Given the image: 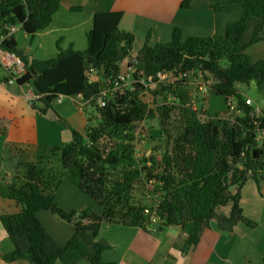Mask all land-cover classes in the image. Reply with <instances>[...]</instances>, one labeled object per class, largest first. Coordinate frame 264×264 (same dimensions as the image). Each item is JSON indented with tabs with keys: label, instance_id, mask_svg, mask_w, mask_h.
Segmentation results:
<instances>
[{
	"label": "trees",
	"instance_id": "1",
	"mask_svg": "<svg viewBox=\"0 0 264 264\" xmlns=\"http://www.w3.org/2000/svg\"><path fill=\"white\" fill-rule=\"evenodd\" d=\"M60 1L0 0V48L22 60L23 72L14 75V82L30 85L35 97L28 103L38 113L53 108L59 97H87L96 92L98 86L91 82L89 66L97 69L103 80H112L131 55L136 62L128 64L144 77L162 70L174 75L208 73L214 81L206 86L207 91L221 96L228 106L233 98L241 114L211 117L181 102L177 93L186 77L147 88L134 83L133 89L117 90L104 106L92 105L95 110L86 117L83 132L68 126L69 141L38 144L35 150H28L21 179L13 175L0 182V195L21 205L17 212L0 214L8 241L0 259L6 264L22 260L27 264H75L85 258L91 264H104L101 253L107 246L95 240L102 223L144 228L151 223L149 210L159 220L158 229L190 223L183 252L196 245L211 220H216L221 231H232L238 223L254 227L256 223L243 214L240 191L249 178L257 183L264 178V109L257 114L235 85L254 81L256 88L264 91V59L251 61L240 46L252 18H258L259 23L251 43L264 40V0H206L214 13L225 12L232 3L242 4L241 16L226 25L224 35L183 37L180 27H174L169 41L151 44L148 31L134 56V34L119 27L122 11L95 12L86 32V48L79 50L70 44L62 49L57 43L54 57L30 58L17 48L10 29L18 27L33 39L50 25ZM191 2L182 0L179 7L188 8ZM70 11H81V7L71 6ZM144 91L152 96L150 104L142 101ZM170 95L180 102L169 104ZM152 118H157L163 134V158L137 161L138 127L144 128L143 121ZM58 120L66 125L60 117ZM6 130V122L0 119V135ZM8 150L23 152L9 144ZM63 177L75 181L100 211L60 207L54 192ZM149 184L157 185L152 191L159 198L154 206L141 199L149 193ZM231 187H235L234 193H230ZM40 210L71 224L74 232L65 244H58L46 230L36 215Z\"/></svg>",
	"mask_w": 264,
	"mask_h": 264
},
{
	"label": "crops",
	"instance_id": "2",
	"mask_svg": "<svg viewBox=\"0 0 264 264\" xmlns=\"http://www.w3.org/2000/svg\"><path fill=\"white\" fill-rule=\"evenodd\" d=\"M87 1L61 0L60 7L65 4L70 11L71 6H80L82 11L86 9L89 12L91 18L95 12L122 11L119 27L134 34L133 44L139 38L145 39L148 31L151 44L169 41L174 27H180L183 37L224 35L230 19L224 20L225 16L221 15L234 9L229 5L225 12L214 13L206 0H192L190 6L185 9L179 7L182 0H92L86 8ZM238 7L235 8V15L239 12L240 17L242 4L238 3ZM252 19L254 23L251 27L254 30L259 19ZM16 29L15 27L14 31ZM240 46L244 51L246 50L241 44V39ZM133 48L131 54L134 56L139 48ZM8 75L0 74V119L7 125L6 133L0 135V182H7L15 173H20L21 168L24 170V165L29 160L28 150H35L38 144L59 145L69 141L71 132L68 126L83 132L87 123L84 111L77 104V98H59L54 101L53 108L48 109L44 114L38 113L28 103V99L33 97L30 85L10 82L11 78ZM6 76L8 78L4 80ZM95 79L97 76L92 77V81ZM65 98H69V101H64ZM59 117L66 125L58 120ZM8 144L22 148L23 152L13 154L8 150ZM247 183L249 181H246L245 185ZM245 185L241 187L240 205L243 214L256 223L254 227L238 223L232 231H221L217 227L216 220H211L196 245L183 252L182 246L188 236L190 223L185 224L184 227L170 225L163 229H158V224L156 228L153 227L152 223L146 224L144 228L102 223L95 237V240L107 246L101 253L102 262L104 264H262L264 188H250L249 193H246ZM57 191L58 188L54 192L56 203ZM73 191L79 203L78 201L76 204L70 203L68 208L71 209L78 208L85 202L82 196L84 194H81L79 188H73ZM20 209L19 203L0 195V214L14 213ZM36 215L42 224H46L47 219H55L47 210H40ZM0 227V243H2L7 236L2 225ZM65 229L67 234L72 235L74 232L69 226H65ZM62 242L59 241L60 244ZM15 264H27V262L22 260L16 261ZM75 264L91 263L85 258H80Z\"/></svg>",
	"mask_w": 264,
	"mask_h": 264
},
{
	"label": "rangeland",
	"instance_id": "3",
	"mask_svg": "<svg viewBox=\"0 0 264 264\" xmlns=\"http://www.w3.org/2000/svg\"><path fill=\"white\" fill-rule=\"evenodd\" d=\"M89 1L92 0H88L87 4L85 3L86 8H88L91 3ZM229 5H232L234 9L221 16H225L224 20L230 19V21H233V19H238L240 13L236 12L235 15V8L238 7V3H232ZM53 16L54 20L52 19V23L46 29L37 32L33 39H30V37H28L23 30L16 27L17 29L16 31H14L13 35L17 41V48L29 54L31 57L37 59H47L54 57L58 51L57 43L62 49L67 48L70 44H72L75 49L83 50L84 48H86V32L91 28L92 25V18L86 9H84L83 11H69L67 6L64 4L55 12ZM252 20L254 21V19L248 21V27L242 34L241 44L243 45V47H245V53L249 56L250 60L254 62L258 59H264V40L251 43V39L253 37V29L251 26L254 23ZM258 36H261V34H258ZM143 42V38L137 39L135 44H133V49H140ZM220 63L224 65L226 61L222 59ZM126 67L127 60H125L121 65V70H125ZM4 73H7V71L1 66L0 74ZM213 81L214 79L208 73L195 71L194 73H190L186 76V83L184 84V86H181L177 94L181 96V102L188 104L193 108L201 109L206 115H209L211 117L233 118L234 116L241 114V111L236 108V103L233 98L229 101L228 106L224 103V100L221 96L210 94L207 91L206 86ZM93 82H96L97 85L99 83V85L101 86L103 85L104 80L100 77L99 74H97V79H95V81ZM236 89L239 90L242 96L246 98V100H248V102L254 107L255 112L257 114H261V109H264V91L258 90L255 86L254 81L249 82L247 85L237 83ZM168 97L169 104H176L177 102H180L178 101L177 97L174 99L171 95ZM156 98L157 100H160L159 96H157ZM68 99L65 98L64 101H69ZM151 100V94L147 91H144L142 95V101L150 104ZM94 110L95 109L92 105H89L88 108H84L85 117L92 115L94 113ZM92 120L93 121H91V123L94 122L95 118H93ZM143 123L144 128L142 125L138 127V133L136 135V141L134 145V157L137 161L141 162L143 161V159H147L148 157L160 160L163 158L164 149L166 147L164 145V138L163 134L160 131L158 120L157 118L146 119L143 121ZM51 162L52 164H55L54 161ZM23 172L24 170L23 168H21L20 173H15L14 176H18L20 180ZM247 181H249V183H247L246 185L244 184V192L246 193H249L250 188H264V178L260 179L258 183L251 178H249ZM57 188L58 191L56 194V201L58 205L65 210H70L71 208H68V205H70V203L76 204L78 201L77 196L74 193L75 191H73V188H78L75 181L63 177ZM148 188L150 189L149 193L147 192L142 195L141 199L146 204L154 206L158 202L159 198L158 194L153 193L152 191L157 188V185L149 184ZM229 191L230 193H234L235 187H231ZM81 194L84 193L82 192ZM82 196L85 198L84 204L78 208L72 209L90 207L97 212L100 211L101 207L92 198H90L86 194ZM224 210L227 211L228 208H225ZM148 213H150V222L153 224V227L156 228V224L159 223L158 218L156 217V215H154L153 211L149 210ZM52 216H54L55 219H47L45 222L46 224L43 225L58 244H60L59 241H63L62 243L64 244V242L71 235L67 234L65 226H69L71 231H73L72 226L70 223L59 218L53 213ZM7 242V238H5V241L0 243V248L5 249V247L7 246ZM62 243L60 245H62ZM2 262L3 261L1 260V263Z\"/></svg>",
	"mask_w": 264,
	"mask_h": 264
},
{
	"label": "built area",
	"instance_id": "4",
	"mask_svg": "<svg viewBox=\"0 0 264 264\" xmlns=\"http://www.w3.org/2000/svg\"><path fill=\"white\" fill-rule=\"evenodd\" d=\"M15 27H12L9 33L14 32ZM0 65L7 71L10 75V82L15 80L14 75H19L23 72V62L22 60L13 52H8L0 48ZM89 72L92 77L97 76L98 70L89 66ZM188 73H182L174 75L172 71H158L155 76H142L140 71L134 65L128 64L125 70H120L119 74L114 79H104V84L98 86L97 91L91 93L89 96L84 97L79 95L77 97V104L82 111L84 108H88L89 105H96L102 107L108 101V98L112 97L117 90L123 89H133L134 83H139L145 88L154 86L155 83L164 82L166 84L173 83L176 79L180 77H186ZM92 82V78H91ZM202 88V87H200ZM33 95L32 98H34ZM62 98V97H59ZM58 98V99H59ZM248 102V100H247ZM249 103V102H248Z\"/></svg>",
	"mask_w": 264,
	"mask_h": 264
},
{
	"label": "water",
	"instance_id": "5",
	"mask_svg": "<svg viewBox=\"0 0 264 264\" xmlns=\"http://www.w3.org/2000/svg\"><path fill=\"white\" fill-rule=\"evenodd\" d=\"M129 62H136V58L132 57L131 55L128 57Z\"/></svg>",
	"mask_w": 264,
	"mask_h": 264
}]
</instances>
